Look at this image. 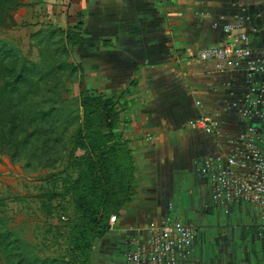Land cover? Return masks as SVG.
I'll use <instances>...</instances> for the list:
<instances>
[{
  "label": "crops",
  "instance_id": "1",
  "mask_svg": "<svg viewBox=\"0 0 264 264\" xmlns=\"http://www.w3.org/2000/svg\"><path fill=\"white\" fill-rule=\"evenodd\" d=\"M21 21L38 39L52 27L75 58L82 92L113 98L122 110L119 131L136 168L135 194L92 248L91 264H121L131 241L148 238L169 213L188 226L195 222L186 217L211 213L208 190L193 178L196 163L241 150L236 141L251 127L264 140V123L250 124L239 114L247 67L264 64V0H37L21 9ZM67 32L79 35L76 46L66 44ZM240 34L250 39V56L238 67L194 58ZM256 81L264 85V75ZM201 116L217 123L218 136L190 127ZM186 185L190 206L180 197ZM244 225L250 221L233 220L222 229ZM197 227L191 264H228L217 258L220 252L206 256L202 224Z\"/></svg>",
  "mask_w": 264,
  "mask_h": 264
},
{
  "label": "rangeland",
  "instance_id": "2",
  "mask_svg": "<svg viewBox=\"0 0 264 264\" xmlns=\"http://www.w3.org/2000/svg\"><path fill=\"white\" fill-rule=\"evenodd\" d=\"M3 1L0 264H41L53 259L69 264L68 234L76 216L69 196L62 198V184L71 157L84 153L73 146L82 124L83 78L73 69L75 58L63 48L52 27L46 35L39 32L45 37L38 39L37 32L32 34L28 29L31 25L21 21V9L37 0ZM189 186L180 190V197L188 199L186 206H190ZM210 211L199 217L195 214L192 221L185 219L202 224L200 246L205 247L206 254L215 256L221 252L216 250V238L224 234L222 227L235 218L227 219L220 209Z\"/></svg>",
  "mask_w": 264,
  "mask_h": 264
},
{
  "label": "trees",
  "instance_id": "3",
  "mask_svg": "<svg viewBox=\"0 0 264 264\" xmlns=\"http://www.w3.org/2000/svg\"><path fill=\"white\" fill-rule=\"evenodd\" d=\"M3 3L0 0V10ZM65 36L68 46L79 43L78 34L67 32ZM118 105L103 94L80 95L82 124L73 146L84 153L71 157L62 184V198L69 196L76 216L68 234L69 264H91L92 248L108 233L109 219L116 217L135 194L136 168L131 150L120 135L122 110ZM232 243L239 245L232 247ZM216 245L221 249L217 258L228 264H256L264 258V233L259 236L251 225L226 230V236L218 238ZM58 261L44 260L41 264H61Z\"/></svg>",
  "mask_w": 264,
  "mask_h": 264
},
{
  "label": "built area",
  "instance_id": "4",
  "mask_svg": "<svg viewBox=\"0 0 264 264\" xmlns=\"http://www.w3.org/2000/svg\"><path fill=\"white\" fill-rule=\"evenodd\" d=\"M232 31V27L226 29L227 33ZM249 44L247 35L232 36L224 44L200 50L194 58L238 67V60L250 56ZM246 72L250 76L264 74V64H249ZM256 90V86H252L250 93ZM262 104L263 100L259 98L247 100L242 118L250 121L249 108L255 109ZM257 116L264 122V110ZM190 127L218 136L217 123L208 116L191 122ZM259 135L255 128H249L236 141L242 145L241 150L224 158L204 159L198 164L197 171L207 182L205 188L212 207L222 210L228 219L233 217L240 223L248 219L261 236L264 233V140ZM171 216L169 213L160 225L152 227L145 240L134 238L131 241L133 248L124 253L121 264H191L195 231L175 215L174 218ZM115 219L111 217L109 223H114Z\"/></svg>",
  "mask_w": 264,
  "mask_h": 264
},
{
  "label": "water",
  "instance_id": "5",
  "mask_svg": "<svg viewBox=\"0 0 264 264\" xmlns=\"http://www.w3.org/2000/svg\"><path fill=\"white\" fill-rule=\"evenodd\" d=\"M262 75H264V74H253L252 76H250V74L246 72V76L248 78V87H247L245 99H244V102H243V107L239 111L240 117L242 118L241 113L244 110H246V108H247L246 107L247 106V100H252L253 98H259V99H262L263 100V104L260 105V106H258V107H256L255 109H253L252 107L249 108L250 109V115H251V119L249 121L250 124H254V123H258V122H259V124L264 123L257 116V113L258 112L262 113L263 110H264V85H261V84H259L256 81V79L258 77L262 76ZM252 86H256L257 90L255 92H253V93H250V88ZM200 162L196 163V169H195L194 177L193 178H194V181H197V180L202 181L203 186L205 187V185H206L207 182H206V180L204 178L201 177V175L197 171V167H198V164ZM164 219H165V216L162 218V220H164ZM199 229L200 228L197 227V228L194 229V231L197 232ZM203 236H204V239H205V236L206 235H203ZM223 236L224 237L226 236V231L224 232L223 235H221V236L219 235V238H222ZM217 239L218 238H216V240ZM216 240H215V244H216ZM205 253H206V251H205ZM209 254L207 253L206 256H211Z\"/></svg>",
  "mask_w": 264,
  "mask_h": 264
},
{
  "label": "flooded vegetation",
  "instance_id": "6",
  "mask_svg": "<svg viewBox=\"0 0 264 264\" xmlns=\"http://www.w3.org/2000/svg\"><path fill=\"white\" fill-rule=\"evenodd\" d=\"M192 227H193V229H195V228L197 227V224H196V223H193V224H192ZM196 233H198V231L195 232V234H196Z\"/></svg>",
  "mask_w": 264,
  "mask_h": 264
}]
</instances>
